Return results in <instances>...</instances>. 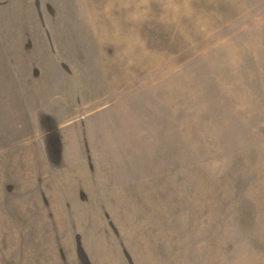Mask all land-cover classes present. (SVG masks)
<instances>
[{
  "label": "rangeland",
  "instance_id": "374dc122",
  "mask_svg": "<svg viewBox=\"0 0 264 264\" xmlns=\"http://www.w3.org/2000/svg\"><path fill=\"white\" fill-rule=\"evenodd\" d=\"M0 120V264H264V0H0Z\"/></svg>",
  "mask_w": 264,
  "mask_h": 264
},
{
  "label": "crops",
  "instance_id": "0c3cea01",
  "mask_svg": "<svg viewBox=\"0 0 264 264\" xmlns=\"http://www.w3.org/2000/svg\"><path fill=\"white\" fill-rule=\"evenodd\" d=\"M9 60L8 61H6L5 63L6 64H10V62H11V65H14V66H12L10 69H11V74H12V80H13V82L12 81H10V83H13L14 84V81L16 80V78H18V76H19V72H18V70H19V67H18V61H17V59L15 58V57H13V58H8ZM11 59V60H10ZM12 59L14 60V61H12ZM31 65H33V63L31 64ZM17 87H15V86ZM12 87L13 88H10V89H13V91H15V92H13V95H14V97H16V95H18V94H20V92L22 91L21 89H19L18 88V86L16 85V82H15V84H14ZM11 86V85H10ZM16 99H14V101H15ZM15 103V102H14ZM14 106H16V104L14 105ZM19 111H20V109H18ZM7 121V120H6ZM0 122H1V120H0ZM12 121H10V123H11ZM11 126H13V127H15L16 125H15V121H13V125L11 124ZM17 126H20V125H17ZM0 128H1V123H0ZM0 142H1V140H0ZM1 156V155H0ZM1 159H0V169H5L6 167V164L4 163V161H3V156L2 157H0ZM6 184H7V180H6V175H5V173H4V171H2V172H0V202H2L5 198H6V196H7V194H6V191H7V187H6Z\"/></svg>",
  "mask_w": 264,
  "mask_h": 264
}]
</instances>
